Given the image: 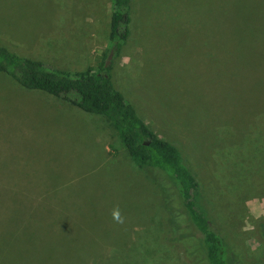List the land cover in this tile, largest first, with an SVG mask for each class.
Returning <instances> with one entry per match:
<instances>
[{"label":"rangeland","instance_id":"374dc122","mask_svg":"<svg viewBox=\"0 0 264 264\" xmlns=\"http://www.w3.org/2000/svg\"><path fill=\"white\" fill-rule=\"evenodd\" d=\"M132 6L115 87L181 151L226 264H264V0ZM110 8L0 0V28L22 38L63 28L74 38L57 40L65 54L46 65L86 69L108 50ZM0 264L208 262L174 182L137 167L107 119L0 73Z\"/></svg>","mask_w":264,"mask_h":264},{"label":"trees","instance_id":"16d2710c","mask_svg":"<svg viewBox=\"0 0 264 264\" xmlns=\"http://www.w3.org/2000/svg\"><path fill=\"white\" fill-rule=\"evenodd\" d=\"M132 7V0H111L108 50L96 65L70 72L19 56L0 46V73L24 89L44 92L83 112L107 119L137 167L158 168L174 182L188 222L202 236L208 264H226L217 224L207 214L200 185L181 151L158 136L114 85L112 69L120 63L131 38ZM110 52L111 58L106 64Z\"/></svg>","mask_w":264,"mask_h":264},{"label":"crops","instance_id":"0c3cea01","mask_svg":"<svg viewBox=\"0 0 264 264\" xmlns=\"http://www.w3.org/2000/svg\"><path fill=\"white\" fill-rule=\"evenodd\" d=\"M4 29L5 28H0V46L7 48L11 52L19 56L42 62L45 65L47 64V62L44 57L47 56L48 58L57 57V56L59 57L60 54L61 55H63V53L65 54V52H61L64 51L63 50L65 48L64 46L59 44H54L57 40L66 39L69 41L70 39L74 38V36L70 38L72 35H69L68 33H66V31L64 32L63 28H56L55 30L58 31V33L56 34L54 33V31H52L50 33H47V35L44 33L43 35L39 34L36 36L28 35L23 38L5 34V31H3ZM16 31H21V29L16 28ZM34 31L35 30L31 32ZM79 34H80V30H75V32L73 33V35L75 36H79ZM66 47L72 48L68 46ZM86 51L89 50L87 49ZM75 52L76 51H70L68 55L73 58L75 55H77V53ZM71 61L73 62V64L78 63L77 60H71ZM53 68L70 71V72L84 70L80 68H60V67H53Z\"/></svg>","mask_w":264,"mask_h":264},{"label":"water","instance_id":"95a60500","mask_svg":"<svg viewBox=\"0 0 264 264\" xmlns=\"http://www.w3.org/2000/svg\"><path fill=\"white\" fill-rule=\"evenodd\" d=\"M110 58H111V52L108 54V56H107V61H106V64H108L109 63V60H110Z\"/></svg>","mask_w":264,"mask_h":264}]
</instances>
